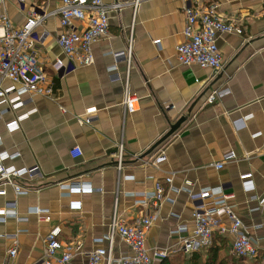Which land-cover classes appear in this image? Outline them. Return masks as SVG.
<instances>
[{
	"label": "crops",
	"instance_id": "obj_1",
	"mask_svg": "<svg viewBox=\"0 0 264 264\" xmlns=\"http://www.w3.org/2000/svg\"><path fill=\"white\" fill-rule=\"evenodd\" d=\"M116 1L123 7L109 13L108 35L91 46L93 65L74 70L56 43L61 0L22 4L5 0L1 8L14 28L33 12L45 15L33 37L47 36L33 52L52 81L54 95L35 96L0 120L1 150L17 154L5 165L37 168L14 182L26 194L16 195L6 186V194L0 196V209L15 203L20 219L0 222V264L14 242L17 254L11 264H38L46 235L55 226L61 228V241L78 243L83 252L108 247L92 240L107 235L114 213L128 224L143 217L140 201L155 184L163 188L164 200L154 210L156 219L145 242L149 250L178 247V238L171 232L180 225L192 228L195 203L189 193L208 188L233 194L228 204L244 229L251 237L262 236L264 207L258 201L264 197V0H188L198 9L217 4L218 14L236 21L242 30L241 35L217 38L223 69L216 75L177 63L175 48L183 42L185 24L183 0H138L136 6L137 0ZM103 2L108 5L112 0ZM74 26L83 29L80 22ZM117 53L128 58H115ZM56 60L64 63L57 72L52 69ZM10 84L3 81V87ZM126 84L138 100V109L131 114L123 106ZM216 90L228 94L208 103L207 96ZM29 111L27 119L8 131V124ZM74 147L81 150L76 159L70 156ZM228 153L235 157L216 170L214 165ZM161 155L164 161L156 164ZM244 174L252 176V192L243 190L240 176ZM169 177L172 181L167 183ZM60 184L87 186L92 191L69 192ZM221 221L228 224L226 216ZM259 225L262 230H254ZM231 239L213 236L219 258L231 256ZM128 252L115 237L113 257ZM167 258L173 264L188 259L181 252ZM69 264H87V259L77 255Z\"/></svg>",
	"mask_w": 264,
	"mask_h": 264
},
{
	"label": "built area",
	"instance_id": "obj_2",
	"mask_svg": "<svg viewBox=\"0 0 264 264\" xmlns=\"http://www.w3.org/2000/svg\"><path fill=\"white\" fill-rule=\"evenodd\" d=\"M25 0H18L20 4ZM5 0H0V120L5 112L17 111L33 97H52L54 95L52 81L36 63L34 57V46L36 43L43 44L46 38L44 33L41 37H33L34 30L45 18L33 13L29 14L22 26L14 28L3 13L2 6ZM182 12L184 15V29L182 32L183 42L176 46L175 56L180 66H198L201 69L210 70L214 75L223 69L221 53L217 47V38L222 34L241 35L242 30L234 20H225L218 14V6L210 3L203 9L190 5L188 0H183ZM138 0L135 2V6ZM123 6L116 0L108 5L103 0H61V6L56 14L59 17L61 32L56 37V43L68 62L71 70L93 65L94 59L91 46L108 35V15L112 11H120ZM74 22L83 24V29L76 30ZM158 44V41L154 42ZM129 53V51H128ZM127 53V54H128ZM115 58L128 56L125 53H117ZM64 67L61 60L52 64V69L58 71ZM8 80L11 84L3 87V81ZM228 91L216 90L207 96V102L213 103L223 98ZM138 100L130 94L127 84L124 88L123 106L126 113L131 114L138 109ZM167 108H172L168 106ZM32 111L20 115L16 120L7 125L8 131L14 129L19 123L28 118ZM90 122V118L85 119ZM236 127L239 126L235 123ZM16 129V128H15ZM11 132V131H10ZM3 140L0 135V196H4V187L13 188L16 195L26 194L19 186L15 185L16 179L32 174L37 168L16 169L5 163L12 161L17 154H8L2 149ZM70 156L76 159L81 156L79 147L70 150ZM235 157L233 153L222 156L221 160L214 165L216 170L223 168L224 163ZM122 146H119L117 169H121ZM163 155L154 162L156 164L164 161ZM251 174L240 176L242 187L245 192L253 191ZM167 183L172 179L166 178ZM69 192L81 191L91 192L92 188L87 186H69L60 184ZM233 194L224 193L222 188H208L198 193H189V199L195 203L191 220L192 228L185 225L178 226L171 232L178 238V247L152 248L145 246L147 234L156 219L155 209H158L164 200L163 188L155 184L154 190L143 195L140 206L144 209L143 217L128 224L119 220L114 213L110 219L108 233L105 237L92 240L97 245L104 242L108 247H99L90 252H83L78 243H65L61 241V228H51L45 238V250L43 258L38 264H69L77 255L86 257L87 264H159L169 254L181 252L186 257L199 253L213 246V236L231 237L229 243V254L236 259L247 261L260 260L264 264V231L262 236L251 237L244 229L240 218L232 211L228 202L233 199ZM256 199L255 197H252ZM264 207V197L258 201ZM15 203H9L0 209V222L6 219L17 218L14 211ZM155 210V211H154ZM256 210V209H255ZM38 210L37 213H45ZM221 216H226L228 224L221 221ZM48 220V219H45ZM254 230L261 231L262 226H255ZM115 237H119L128 247L129 252L117 258L112 255ZM17 254L16 242L7 252L6 258L1 264H11Z\"/></svg>",
	"mask_w": 264,
	"mask_h": 264
},
{
	"label": "trees",
	"instance_id": "obj_3",
	"mask_svg": "<svg viewBox=\"0 0 264 264\" xmlns=\"http://www.w3.org/2000/svg\"><path fill=\"white\" fill-rule=\"evenodd\" d=\"M225 240H220V243H224ZM219 249V248H218ZM218 249L212 246L207 250V254L195 253L188 257L187 260L182 261V264H262L260 260H254L246 262L247 260L236 259L232 256H224L219 258ZM205 255L206 260H202ZM159 264H173L168 258L162 260Z\"/></svg>",
	"mask_w": 264,
	"mask_h": 264
},
{
	"label": "rangeland",
	"instance_id": "obj_4",
	"mask_svg": "<svg viewBox=\"0 0 264 264\" xmlns=\"http://www.w3.org/2000/svg\"><path fill=\"white\" fill-rule=\"evenodd\" d=\"M225 256V255H224ZM224 256H221L220 258H223ZM206 257H205V255H204V257L202 258V260L204 261V260H206L205 259ZM246 262H249V261H246Z\"/></svg>",
	"mask_w": 264,
	"mask_h": 264
},
{
	"label": "water",
	"instance_id": "obj_5",
	"mask_svg": "<svg viewBox=\"0 0 264 264\" xmlns=\"http://www.w3.org/2000/svg\"><path fill=\"white\" fill-rule=\"evenodd\" d=\"M182 119H183V118H182ZM182 119H181V120H182ZM181 120H180V121H181ZM177 125H179V124H177Z\"/></svg>",
	"mask_w": 264,
	"mask_h": 264
},
{
	"label": "bare ground",
	"instance_id": "obj_6",
	"mask_svg": "<svg viewBox=\"0 0 264 264\" xmlns=\"http://www.w3.org/2000/svg\"><path fill=\"white\" fill-rule=\"evenodd\" d=\"M15 128V127H14Z\"/></svg>",
	"mask_w": 264,
	"mask_h": 264
}]
</instances>
